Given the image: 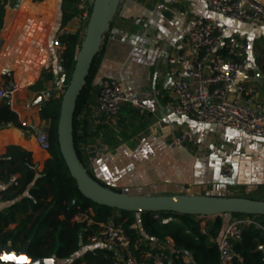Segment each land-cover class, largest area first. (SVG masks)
Masks as SVG:
<instances>
[{
  "label": "crops",
  "instance_id": "obj_1",
  "mask_svg": "<svg viewBox=\"0 0 264 264\" xmlns=\"http://www.w3.org/2000/svg\"><path fill=\"white\" fill-rule=\"evenodd\" d=\"M255 1L264 6V0ZM76 5L77 0H0V86L5 81L18 85L8 104L21 124L44 126L39 119L41 105L35 100L42 95L47 101L50 90L55 97L59 95L64 77L54 58L52 41L62 32L65 35L82 28L76 19ZM197 19L216 20L225 36L244 43L247 65L242 78L256 89L259 103L264 106V22L227 20L211 12L205 0H120L102 39L103 50L90 83L89 101L78 115L81 125L94 133L102 148L99 160L86 168L98 182L130 196L239 195L264 200L263 191L258 197L250 196L264 185L248 187L244 192L241 189L246 183L242 180V162L250 145L264 139L221 124H197L189 117L170 113L173 75L167 59L186 50L185 35ZM42 75L48 79L40 88L30 90ZM108 78L118 81L127 96L139 98L147 109L141 113L123 105L115 119L96 116L100 83ZM181 128L194 132L195 143L168 147L170 137ZM10 147L30 153L37 171L49 158L32 136L11 126L0 130V156ZM225 165L233 169L226 178L221 176ZM4 188L0 180V209L4 206ZM14 226L9 224L6 229ZM151 244L166 252L172 246L169 240L152 241L149 247ZM92 247L111 250L89 243L75 257ZM56 264L66 263L56 260Z\"/></svg>",
  "mask_w": 264,
  "mask_h": 264
},
{
  "label": "trees",
  "instance_id": "obj_2",
  "mask_svg": "<svg viewBox=\"0 0 264 264\" xmlns=\"http://www.w3.org/2000/svg\"><path fill=\"white\" fill-rule=\"evenodd\" d=\"M2 23L3 13L0 9V29ZM85 27L84 25L79 31L59 38L64 46L63 62L60 65L64 88L69 82ZM102 50L101 40L99 51L92 59L73 114V145L80 163L86 170L80 145L90 140L94 133L81 125L78 115L89 101L90 83ZM46 79L48 76L42 75L30 90L40 88L42 81ZM61 96L62 93L57 97L48 96L45 105L40 107L39 119L44 125L50 143L49 158L44 162L41 171H37V166L32 163L28 152L10 147L0 156V180L6 184L10 176H17L15 183L6 185L1 191L4 206L0 209V245L5 246L9 242L14 250H19L28 244L27 255L35 259L54 258L66 264H111L115 256L109 249L92 247L80 257H75L81 249L88 246L87 237L93 227L86 228L84 224L76 223L72 219L77 213L86 211L95 222L111 220L122 223L136 258L149 249L148 243L152 241L166 243L169 240L172 246L171 250L166 252L168 264H219L217 242L226 223L232 217L241 216L240 214L211 215L202 231L197 216L171 212L118 211L97 205L80 194L56 143ZM10 126L25 131V127L18 121L8 102L3 101L0 103V130ZM87 173L98 182L88 170ZM154 215H157L158 219H155ZM255 218L258 226L244 228L240 239L232 242L234 258L231 264H264V252L260 250V247L264 246V216ZM9 224H15L14 228L6 229Z\"/></svg>",
  "mask_w": 264,
  "mask_h": 264
},
{
  "label": "built area",
  "instance_id": "obj_3",
  "mask_svg": "<svg viewBox=\"0 0 264 264\" xmlns=\"http://www.w3.org/2000/svg\"><path fill=\"white\" fill-rule=\"evenodd\" d=\"M207 8L223 18L234 22L260 24L264 22V6L255 0H205ZM92 0H77L76 19L86 25ZM60 33L52 41L53 54L61 65L63 45L59 41ZM186 50L168 56L172 67L170 113L185 116L197 124H221L240 134L264 139V106L259 103L256 89L246 85L242 74L247 65L245 45L234 36H225L221 25L214 19H197L185 35ZM264 44V41H263ZM264 79V71L261 75ZM18 85L14 81H5L0 86V100L10 101ZM64 87L61 86V90ZM123 105L144 112L147 107L137 97L127 96L120 83L115 79H103L96 98V116L115 119ZM25 132L35 139L42 151L48 152L50 143L44 126L24 125ZM196 136L189 128H181L167 142L168 147L191 145ZM86 166L95 164L102 148L99 140L93 136L80 148ZM233 169L223 166L221 176H231ZM17 176H10L5 184L15 183ZM158 219L157 215H154ZM209 216H197L204 230ZM72 221L92 228L87 241L103 245L115 251L111 264H168V255L163 247L152 245L136 258L131 250L130 239L122 223L106 221L95 222L84 211L77 213ZM257 225L255 216L241 215L231 218L221 234L217 249L219 264H231L234 258L232 242L239 240L244 228Z\"/></svg>",
  "mask_w": 264,
  "mask_h": 264
},
{
  "label": "water",
  "instance_id": "obj_4",
  "mask_svg": "<svg viewBox=\"0 0 264 264\" xmlns=\"http://www.w3.org/2000/svg\"><path fill=\"white\" fill-rule=\"evenodd\" d=\"M120 0H92L84 37L77 52L68 84L62 92L59 118L56 125V143L59 153L75 180L80 194L91 202L118 211L133 213L171 212L192 216L240 214L264 216V201L245 197L207 195L130 196L106 188L93 180L80 163L73 145V114L77 98L85 83L93 57L99 51L102 36L107 32ZM1 42V40H0ZM53 90L47 93L51 96ZM46 98L39 96L35 104L45 105ZM28 244L14 250L11 243L0 245V263L56 264L54 258L35 259L27 255ZM264 252V246L260 247Z\"/></svg>",
  "mask_w": 264,
  "mask_h": 264
},
{
  "label": "rangeland",
  "instance_id": "obj_5",
  "mask_svg": "<svg viewBox=\"0 0 264 264\" xmlns=\"http://www.w3.org/2000/svg\"><path fill=\"white\" fill-rule=\"evenodd\" d=\"M63 91L64 88L60 89L59 94ZM250 146L249 152L241 165L242 180L246 182L241 186L243 192L248 187L264 185V142H254ZM261 191L264 192V188L258 189L250 196L258 197ZM115 215L117 214L115 213Z\"/></svg>",
  "mask_w": 264,
  "mask_h": 264
},
{
  "label": "bare ground",
  "instance_id": "obj_6",
  "mask_svg": "<svg viewBox=\"0 0 264 264\" xmlns=\"http://www.w3.org/2000/svg\"><path fill=\"white\" fill-rule=\"evenodd\" d=\"M256 200V199H255ZM261 201H264V200H261Z\"/></svg>",
  "mask_w": 264,
  "mask_h": 264
}]
</instances>
